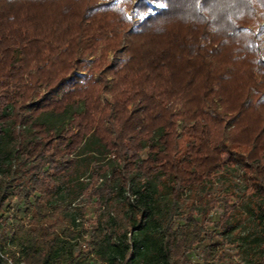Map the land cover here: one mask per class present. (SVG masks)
Wrapping results in <instances>:
<instances>
[{
    "label": "trees",
    "instance_id": "1",
    "mask_svg": "<svg viewBox=\"0 0 264 264\" xmlns=\"http://www.w3.org/2000/svg\"><path fill=\"white\" fill-rule=\"evenodd\" d=\"M263 44L264 0H0V264H264Z\"/></svg>",
    "mask_w": 264,
    "mask_h": 264
},
{
    "label": "rangeland",
    "instance_id": "2",
    "mask_svg": "<svg viewBox=\"0 0 264 264\" xmlns=\"http://www.w3.org/2000/svg\"><path fill=\"white\" fill-rule=\"evenodd\" d=\"M115 1H121V0H115ZM128 12H129V14L131 13L130 11H128ZM262 46H263L262 49H263V58H264V44ZM112 56H113L112 53H110L109 58L111 59ZM88 60L89 61H93L94 60V56L89 57ZM208 217H210V216H208Z\"/></svg>",
    "mask_w": 264,
    "mask_h": 264
},
{
    "label": "built area",
    "instance_id": "3",
    "mask_svg": "<svg viewBox=\"0 0 264 264\" xmlns=\"http://www.w3.org/2000/svg\"><path fill=\"white\" fill-rule=\"evenodd\" d=\"M96 264H104V263H96ZM241 264H249V263H244V262H243V263H241Z\"/></svg>",
    "mask_w": 264,
    "mask_h": 264
}]
</instances>
